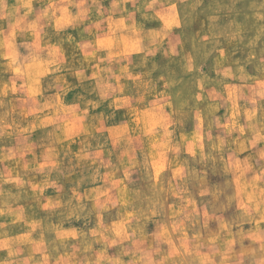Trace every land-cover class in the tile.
I'll return each instance as SVG.
<instances>
[{
    "label": "clouds",
    "instance_id": "1",
    "mask_svg": "<svg viewBox=\"0 0 264 264\" xmlns=\"http://www.w3.org/2000/svg\"><path fill=\"white\" fill-rule=\"evenodd\" d=\"M0 264H264V0H0Z\"/></svg>",
    "mask_w": 264,
    "mask_h": 264
}]
</instances>
